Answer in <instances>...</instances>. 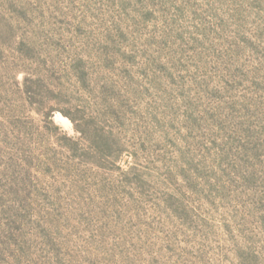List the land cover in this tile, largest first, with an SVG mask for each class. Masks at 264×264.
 <instances>
[{"label":"rangeland","instance_id":"1","mask_svg":"<svg viewBox=\"0 0 264 264\" xmlns=\"http://www.w3.org/2000/svg\"><path fill=\"white\" fill-rule=\"evenodd\" d=\"M0 264H264V0H0Z\"/></svg>","mask_w":264,"mask_h":264}]
</instances>
